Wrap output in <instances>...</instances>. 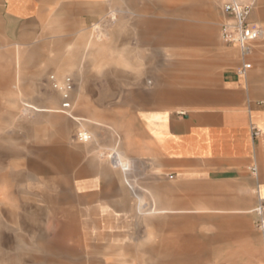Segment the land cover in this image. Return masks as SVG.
Listing matches in <instances>:
<instances>
[{
	"label": "rangeland",
	"instance_id": "rangeland-1",
	"mask_svg": "<svg viewBox=\"0 0 264 264\" xmlns=\"http://www.w3.org/2000/svg\"><path fill=\"white\" fill-rule=\"evenodd\" d=\"M38 1L42 5L40 22L10 24L7 36L0 31V264L204 262L207 255L191 253L177 257L169 251L171 248L167 247L160 229V215L137 216L126 206L112 209L106 199L93 205L87 202L86 195L93 189H87V182L81 189L78 180L90 179L93 185H98L100 177L78 171L87 160L101 153L97 170L108 169L113 173L115 169L107 155L114 142L119 141L117 133L101 126L96 132L95 147L73 145L77 133L72 129L65 137L66 125L62 119L24 112L23 104L44 106L45 96L53 92L50 76L70 77L57 69L72 58L80 63L85 86L94 87L97 92L87 97L100 96L96 102L101 106L100 114L112 106L119 90L130 86H141L144 90L143 83L148 79L154 83L153 87L157 86L155 92L163 87L173 99L176 94L180 99L184 91L191 90L194 81L197 85L198 80L201 84L214 83L217 74L225 68L221 54L228 50L219 39L220 7L226 0H161L169 11L177 9L175 14L163 13L157 0H133L132 6L128 0ZM112 9L120 10L123 15L119 25L111 24L115 20ZM143 18L196 25L203 35L210 32V40L152 38L140 29L138 21ZM100 32L104 34L100 40L111 34L94 52L95 59L104 65L96 73L84 57L88 45L97 41ZM139 33L144 34L142 38ZM232 52L238 61L237 51ZM71 79L75 88L77 82ZM189 108L191 104L179 101L173 113ZM87 109L86 104L77 105L73 113L85 117ZM50 146L65 147L78 156L66 175L32 168L37 160L35 150ZM122 148L119 141L118 149L123 151ZM172 175L173 179L169 178L170 174L163 178L175 182ZM145 178L143 167L139 166L129 181L135 186L136 194L144 198L147 209L149 202L142 188ZM152 178L160 180L156 174ZM129 199L133 203L134 195L130 193ZM253 207L241 208L244 210L241 216L250 217L248 244L240 247L234 242L233 257L247 256L264 264V236L255 227L254 215L249 213ZM146 219L152 222L149 227L143 224ZM36 245H42L43 249L34 250L32 246Z\"/></svg>",
	"mask_w": 264,
	"mask_h": 264
},
{
	"label": "crops",
	"instance_id": "crops-1",
	"mask_svg": "<svg viewBox=\"0 0 264 264\" xmlns=\"http://www.w3.org/2000/svg\"><path fill=\"white\" fill-rule=\"evenodd\" d=\"M243 1L252 4L249 21L262 32L245 77L236 74L240 64L237 49L222 43L228 49L221 54L225 68L217 74L214 83L201 84L198 80L197 85L194 81L191 90L184 91L180 99L177 94L173 99L163 87L155 92L153 89L157 86L153 87L154 83L148 79L143 83L144 90L141 86L119 90L112 106L100 114L101 106L96 103L100 96L87 97L97 92L94 87L85 86L80 63L72 58L57 69L67 72L77 82L69 110L61 109V97L53 89L45 96L44 106L23 104L24 112L62 119L66 125L65 137L74 129L76 133L86 132L91 138L88 142L77 139L73 145L95 147L98 142L96 132L101 126L118 134L123 151L118 149L119 141L116 140L107 155L115 169L113 173L108 169L97 170L100 153L87 160L78 171L79 174L99 175L100 184L93 185L88 179L78 180L79 186L82 189L87 182V189H93L86 195L90 205L106 199L112 209L126 206L137 216L160 215L159 225L167 239L165 243L177 257L191 253L207 255L204 262L174 260L170 264H259L247 256L233 257L234 242L240 247L248 244L250 217L241 216L244 213L241 208L255 207L264 200V0ZM157 2L163 13H177V9H166L163 1ZM128 5H134L133 0H128ZM41 6L38 0H0V31L7 36L10 24L40 22ZM111 13L115 16L111 24L117 22L119 25L123 19L121 11L112 9ZM190 14L195 17L193 11ZM221 17L223 21L222 11ZM138 22L142 33L152 38L196 42L202 37L210 40V32L203 35L196 25L183 26L152 18ZM142 33H139L141 38ZM110 34L107 33L104 40L98 37L88 45L84 59L96 73H100L104 65L95 59L94 52L110 39ZM233 50L237 51L238 61L232 57ZM201 76L200 72L197 77ZM179 101L191 104V108L173 113ZM81 104L88 105L85 117L73 113ZM35 151L37 160L32 163V168L39 172L59 171L66 175L78 159L65 147L50 146ZM139 166L146 175L142 188L149 202L147 209L144 198L136 194L135 186L129 181ZM152 174L158 175L160 180L153 181ZM168 174L172 176L170 179L174 174L176 181L164 180L163 175ZM130 193L135 197L133 203L129 199ZM149 222L152 224L149 219L143 222L145 227H149ZM32 247L36 251L43 249L42 245Z\"/></svg>",
	"mask_w": 264,
	"mask_h": 264
},
{
	"label": "built area",
	"instance_id": "built-area-1",
	"mask_svg": "<svg viewBox=\"0 0 264 264\" xmlns=\"http://www.w3.org/2000/svg\"><path fill=\"white\" fill-rule=\"evenodd\" d=\"M252 4L243 0H226L221 5L223 21L219 27L221 42L238 51L240 64L236 68V74L245 77L250 69L249 59L253 54L255 44L262 36L261 29L249 21ZM52 87L58 88L54 76H50ZM71 77H66L59 90L63 94V108H69V94L73 90ZM257 134V131H255ZM254 170V169H253ZM169 178H172L170 176ZM255 217V227L264 236V200H261L251 212Z\"/></svg>",
	"mask_w": 264,
	"mask_h": 264
},
{
	"label": "bare ground",
	"instance_id": "bare-ground-1",
	"mask_svg": "<svg viewBox=\"0 0 264 264\" xmlns=\"http://www.w3.org/2000/svg\"><path fill=\"white\" fill-rule=\"evenodd\" d=\"M110 21V20H109ZM111 22V21H110ZM100 35L98 36V37H101L102 35H104L103 33H99ZM56 81H57V84H58V88H52L53 90H55V91H57L58 93H59V95H60V97H61V100H62V104L65 102L64 100H63V94H62V92L59 90V88H61L62 87V84H63V82H64V79H61V80H59V79H56ZM73 91V90H72ZM72 91L70 92V94H69V103H70V105H69V108L68 109H65V108H63V105L61 104V109L62 110H64V111H67V110H69L70 108H71V94H72ZM77 139L80 141V142H88V141H90V136L86 133V132H79V133H77ZM120 161V160H119Z\"/></svg>",
	"mask_w": 264,
	"mask_h": 264
}]
</instances>
